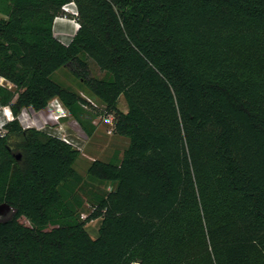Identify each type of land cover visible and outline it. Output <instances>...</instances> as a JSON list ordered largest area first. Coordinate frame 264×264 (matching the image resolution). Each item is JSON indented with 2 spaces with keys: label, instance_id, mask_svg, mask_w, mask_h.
<instances>
[{
  "label": "trees",
  "instance_id": "1",
  "mask_svg": "<svg viewBox=\"0 0 264 264\" xmlns=\"http://www.w3.org/2000/svg\"><path fill=\"white\" fill-rule=\"evenodd\" d=\"M71 2L80 28L62 46ZM66 67L130 147L89 169L113 186L82 220L75 151L11 123L0 205L17 212L0 222V264H264V0H0V74L17 89L0 104H88L53 80Z\"/></svg>",
  "mask_w": 264,
  "mask_h": 264
},
{
  "label": "rangeland",
  "instance_id": "2",
  "mask_svg": "<svg viewBox=\"0 0 264 264\" xmlns=\"http://www.w3.org/2000/svg\"><path fill=\"white\" fill-rule=\"evenodd\" d=\"M72 19L73 16L69 15L68 19L62 21L56 19L54 23L53 36L62 46L70 44L77 34L78 30L72 22ZM93 75L102 80L108 78L107 74L101 72L96 66H93ZM52 78L60 86L77 93L88 103H79L68 107L60 98L54 97L45 107L40 109L45 111V113H49L50 103L57 99L62 103L68 114V118H65L61 129L53 126L49 129V133L64 144L67 143L62 139L69 141L71 144L67 145L76 153V161L73 167L82 178V184L76 190L79 191L78 195L83 202L81 215L82 220H85L92 212V205L88 202L98 195L110 191L113 186L111 184H101L100 180V182L98 180L93 181L88 175L89 169L96 162L119 164L130 147V139L115 134L113 126L105 120L108 115H114V113H111V110L104 101L89 91L85 82L76 77L71 68L66 67L59 70ZM0 89L17 91L16 86H13L1 74ZM13 99L12 104H0V118L2 117L1 111L5 107H10L14 113H18L14 109V104L17 102V95ZM116 106L123 113H128L130 110L123 96L117 97ZM6 137L0 139H5ZM22 222L28 224L26 220ZM101 226V220H94L87 223L86 229L92 238H98L101 232Z\"/></svg>",
  "mask_w": 264,
  "mask_h": 264
},
{
  "label": "built area",
  "instance_id": "3",
  "mask_svg": "<svg viewBox=\"0 0 264 264\" xmlns=\"http://www.w3.org/2000/svg\"><path fill=\"white\" fill-rule=\"evenodd\" d=\"M63 11L64 14L57 19L62 21L68 19L69 15L73 16L72 22L75 24L78 30L80 28V23L78 21L79 13L76 3L71 2L65 5L63 7ZM1 113L2 117L0 118V138H4L7 136V134L9 133L8 126L14 122H17L25 131L34 130L54 136L49 133V129H51V127L53 126L59 127L61 129L65 118H68V114L65 111V108L57 99L53 100L50 103L49 113H45V111L39 110L32 105L23 107L17 114L14 113L10 107L3 108V111H1ZM105 120L114 128V115H108ZM62 140L67 144H71L66 139Z\"/></svg>",
  "mask_w": 264,
  "mask_h": 264
},
{
  "label": "water",
  "instance_id": "4",
  "mask_svg": "<svg viewBox=\"0 0 264 264\" xmlns=\"http://www.w3.org/2000/svg\"><path fill=\"white\" fill-rule=\"evenodd\" d=\"M15 157L17 160H21L22 154L16 153ZM16 212V209L9 204L0 205V222L11 220Z\"/></svg>",
  "mask_w": 264,
  "mask_h": 264
}]
</instances>
